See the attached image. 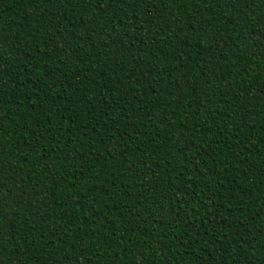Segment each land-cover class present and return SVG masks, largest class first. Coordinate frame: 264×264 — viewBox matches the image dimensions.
<instances>
[{
    "label": "trees",
    "instance_id": "obj_1",
    "mask_svg": "<svg viewBox=\"0 0 264 264\" xmlns=\"http://www.w3.org/2000/svg\"><path fill=\"white\" fill-rule=\"evenodd\" d=\"M0 264H264V0H0Z\"/></svg>",
    "mask_w": 264,
    "mask_h": 264
}]
</instances>
